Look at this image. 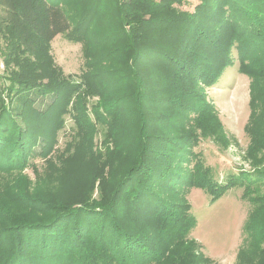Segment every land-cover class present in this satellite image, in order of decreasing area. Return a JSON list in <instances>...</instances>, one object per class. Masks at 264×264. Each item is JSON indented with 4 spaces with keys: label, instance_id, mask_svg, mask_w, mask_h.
Segmentation results:
<instances>
[{
    "label": "trees",
    "instance_id": "16d2710c",
    "mask_svg": "<svg viewBox=\"0 0 264 264\" xmlns=\"http://www.w3.org/2000/svg\"><path fill=\"white\" fill-rule=\"evenodd\" d=\"M186 1L0 0V56L17 67L0 86V173L20 172L0 185V264H201L187 189L215 202L236 187L252 205L244 228L254 250L245 257L248 247L240 248L239 262L264 264V189L256 185H264V0H199L192 13L175 7ZM59 35L82 44L85 71L70 82L59 80L50 55ZM234 49L251 79L248 154L263 171L217 181L193 150L197 132L230 143L205 89L234 66ZM41 78L48 83L34 90ZM31 92L54 100L41 111ZM89 98H97L90 108L105 130L111 177L97 164L74 200L30 193L22 171L48 159L70 111L79 141L64 166L73 170L91 128ZM36 111L51 112L48 129Z\"/></svg>",
    "mask_w": 264,
    "mask_h": 264
},
{
    "label": "rangeland",
    "instance_id": "374dc122",
    "mask_svg": "<svg viewBox=\"0 0 264 264\" xmlns=\"http://www.w3.org/2000/svg\"><path fill=\"white\" fill-rule=\"evenodd\" d=\"M199 4V0H188L181 5H175V7L180 11L192 13ZM50 55L54 67L62 69L64 73L63 76L59 77L60 81L70 82L74 77L79 78L85 71V60L82 44L80 43L70 42L64 36L59 35L51 43ZM233 58L235 59L234 66L229 67L224 72L217 84L205 89L207 101L213 106L230 143L225 148L216 144L212 138H202L200 132H197L200 140L193 150L195 154H199L203 158L205 167L212 168V173L217 181H225L230 174L251 173L256 175L258 172L260 173V169L263 171L262 167L260 169L254 167L255 160L248 154L250 138L245 133V126L250 116L251 79L239 72L240 61L237 58L236 49L233 50ZM16 70L17 67L13 65L6 68L0 56L1 87L10 85L7 77L15 74ZM40 73V71L37 72V75H40ZM44 83H48V80L39 79L34 90L41 88ZM29 97L34 106L41 111L46 110L54 100L53 94L41 97L38 93L31 92ZM77 99V95L72 97L69 104L71 110ZM96 100L97 98H89V107L86 106V115L91 128L85 139L83 153L76 155L78 159L71 163L76 167V170L73 172V167V170L67 174L64 166L67 159L75 156L76 144L79 141L75 113L70 111L63 116L64 126L58 132L56 143L48 159L44 160L38 157L30 161L22 171L28 181L26 187L30 193H36L40 190L42 192H54L74 200L80 197L83 184L89 179L90 172L87 173V171L93 169L97 164L105 166V176L108 179L111 177L110 168L106 165L108 158L107 147L104 143L105 130L98 125V120L90 108ZM13 102L17 103L19 100ZM6 103L8 107H15L11 106L10 98H6ZM36 113L38 114L36 123L41 127L44 124L45 128L48 129L51 121L49 118L52 117L50 116L51 112L46 117L42 116L43 113L40 111H36ZM42 120L45 122L42 123ZM194 161L196 160L193 159L187 162L186 164L189 166L185 169L181 168L182 170H179V172L184 170L183 173H188L189 169L193 167ZM115 165H118L117 162ZM262 166H264V163H262ZM19 176V171H15L11 175L0 173V185L7 186L8 182L16 180ZM99 182V180L96 181L93 199L99 197L97 190ZM256 185L259 190L264 189L262 180L257 179ZM244 192V187H236L219 200L212 202L203 190L198 188L187 189L185 198L187 203L191 205V213L196 221V228L192 231L190 237L196 239L201 245L197 253L199 255L203 253L207 259L201 264H256L257 259H246V263L243 262L244 260L240 263L238 258L240 248L243 246L248 247L250 242L249 234L245 232L244 227L250 213H252L250 212L252 205L248 198L244 196ZM249 248L251 247L245 249L247 250L245 257L254 252Z\"/></svg>",
    "mask_w": 264,
    "mask_h": 264
}]
</instances>
